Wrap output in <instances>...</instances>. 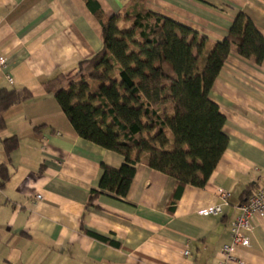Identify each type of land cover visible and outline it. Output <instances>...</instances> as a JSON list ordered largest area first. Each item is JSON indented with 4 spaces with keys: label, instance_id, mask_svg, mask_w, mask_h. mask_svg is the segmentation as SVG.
<instances>
[{
    "label": "crops",
    "instance_id": "obj_1",
    "mask_svg": "<svg viewBox=\"0 0 264 264\" xmlns=\"http://www.w3.org/2000/svg\"><path fill=\"white\" fill-rule=\"evenodd\" d=\"M93 2L106 18L129 6ZM145 7L206 37L208 52L239 13L264 36V0H145ZM102 47L101 23L86 0H0V89L33 95L5 113L0 132V172L8 175L0 174V264H264L257 216L250 246L236 247L233 261L223 254L240 206L264 189V62L233 49L214 83L210 99L226 119L229 146L205 188L187 186L173 206L176 180L141 163L127 199L104 194L90 204L102 165L120 169L125 159L80 138L44 84L74 73ZM13 137L19 145L8 155L4 141ZM221 190L231 194L228 205L202 216L222 204Z\"/></svg>",
    "mask_w": 264,
    "mask_h": 264
},
{
    "label": "trees",
    "instance_id": "obj_2",
    "mask_svg": "<svg viewBox=\"0 0 264 264\" xmlns=\"http://www.w3.org/2000/svg\"><path fill=\"white\" fill-rule=\"evenodd\" d=\"M86 3L101 23L102 50L80 63L75 77L59 76L44 89L80 138L125 159L120 169L102 165L99 188L92 190L89 203L104 194L127 199L143 163L176 180L175 206L187 186L206 187L228 149L226 119L210 99L226 60L235 49L260 66L264 36L239 13L227 38L208 52L206 37L146 10L145 0H129L126 12L109 18L93 0ZM32 98L26 89H0V132L5 113ZM18 145L17 137L4 141L8 155ZM0 174L8 179L6 171Z\"/></svg>",
    "mask_w": 264,
    "mask_h": 264
},
{
    "label": "built area",
    "instance_id": "obj_3",
    "mask_svg": "<svg viewBox=\"0 0 264 264\" xmlns=\"http://www.w3.org/2000/svg\"><path fill=\"white\" fill-rule=\"evenodd\" d=\"M6 66V59L0 57V68ZM8 81L12 82L10 77H7ZM222 204L216 207L204 209L200 212L202 216L219 215L222 213V206L228 205V200L231 194L227 191H220L219 193ZM37 200L42 201V195L36 196ZM241 214L233 223L232 228V243L229 246L224 247L223 254L226 255L228 261L234 260V252L236 247H249L250 239L248 234L253 231L252 219L254 217L264 218V189L260 190L256 194L252 195L244 204L240 206ZM188 251L185 252V256H189Z\"/></svg>",
    "mask_w": 264,
    "mask_h": 264
},
{
    "label": "rangeland",
    "instance_id": "obj_4",
    "mask_svg": "<svg viewBox=\"0 0 264 264\" xmlns=\"http://www.w3.org/2000/svg\"><path fill=\"white\" fill-rule=\"evenodd\" d=\"M75 73H76V71H75L74 73H70V74H68L67 76H68L69 78L75 77V76H74Z\"/></svg>",
    "mask_w": 264,
    "mask_h": 264
}]
</instances>
